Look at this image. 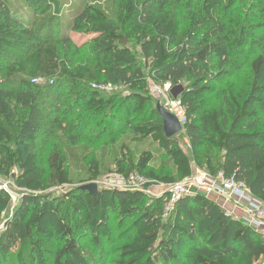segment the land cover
Segmentation results:
<instances>
[{"label": "trees", "instance_id": "1", "mask_svg": "<svg viewBox=\"0 0 264 264\" xmlns=\"http://www.w3.org/2000/svg\"><path fill=\"white\" fill-rule=\"evenodd\" d=\"M242 1L249 6L247 23L228 28L222 17ZM115 2L113 18L86 3L65 20L64 0H0V177L25 191L0 232V264L15 249L16 264H25L27 245L29 264H46L52 249L53 264H100L91 251L103 253L112 214L127 229L114 264H259L264 236L203 194L182 198L165 218L167 193L90 194L80 188L62 198L46 193L72 184L66 152L49 150L47 156L57 131L76 147L86 124L118 104L127 116L145 112L147 120L131 125V133L138 143L151 140L159 158L165 156L159 166L151 151H143L136 163L127 158L125 169L118 165L121 176L138 174L169 186L190 177L195 166L212 176H235L264 202V0H199L198 18L189 28L169 9L170 0ZM248 30L263 35L252 38ZM69 35L90 39L79 46ZM59 44L67 49L62 57ZM249 46L262 52L246 63ZM81 54L84 59L75 65ZM238 59L245 61L237 65ZM245 67L249 77L240 84L232 70ZM36 78L47 85L33 84ZM148 79L185 86L180 99L192 157L166 138L157 105L150 108ZM227 79L232 82L222 85ZM96 80L129 94L105 97L88 86ZM84 117L89 120L76 132ZM87 163L91 181L97 180L100 162L92 156ZM10 205L11 196L0 191V213Z\"/></svg>", "mask_w": 264, "mask_h": 264}, {"label": "rangeland", "instance_id": "2", "mask_svg": "<svg viewBox=\"0 0 264 264\" xmlns=\"http://www.w3.org/2000/svg\"><path fill=\"white\" fill-rule=\"evenodd\" d=\"M67 2V6H65L64 15L63 17L65 20L73 18V12L76 9H82L86 3H94L95 5L99 6L109 17L113 18L116 14V2L115 0H64ZM199 5V0H170L169 9L173 11V13L177 15H181V19L183 22V28H189L190 25L195 24L196 18L195 17L197 12V8ZM180 7L182 13L177 9ZM249 9L246 1H242L237 3L233 10L227 14V16H223L222 19L227 24L228 28H239L245 26L247 23L246 13ZM67 11V12H66ZM76 12V11H75ZM226 17V18H225ZM195 21V22H194ZM249 24V23H248ZM255 24V23H254ZM253 24V25H254ZM252 27V26H248ZM249 31V30H248ZM249 35H263L262 32L259 30L249 31ZM75 41V43L79 46L84 45L90 37L81 36V35H69ZM132 50H135L136 53L139 52V47H135L134 45H129ZM259 49V50H258ZM59 55L62 57L66 52V47H63L59 44ZM248 61L249 62L253 57L254 54H259L262 51L260 50L259 46H249L248 47ZM70 53H73V50H70ZM84 59V55L81 54L76 56L73 61L75 65H78ZM139 59V58H138ZM237 59V58H236ZM139 63L141 64L144 73L146 76H149V70L145 68L143 60L139 59ZM245 60L238 59L237 65H242V62ZM248 65V64H247ZM235 73V78H238L240 84H245L248 80V70L245 67L241 72L238 70H232ZM236 71V72H235ZM41 85H47L48 80L46 79H39ZM101 81H89L87 84L88 86L92 87V84ZM232 82V79H227L222 85L227 86L229 83ZM149 83V90L151 86H157L158 88L162 85L156 84L150 79H148ZM183 85L172 87L171 90L168 92L169 97H180L181 92L184 90ZM112 94L120 95V97L127 96L129 91L125 87H118V89L111 91V92H104L103 95L105 97H110ZM152 103L150 104V108H156V105L161 101V96L151 95ZM65 98V96H64ZM66 99L72 100V98L67 97ZM67 100V104H70V101ZM118 104L115 107L109 108L103 115L97 116L94 118L93 124H86L89 118L84 117V119L80 120L77 123V130L79 132L82 128H84L85 124L88 128L82 133V138L78 141V146L72 147L70 146L68 140L64 137L62 132L57 131V136L47 145V156L50 152L49 150H54L63 154L67 155L66 159V169L69 171L70 179L72 184L62 186V187H53L50 189L47 194H49L52 198H62L67 193L79 189L82 186L96 183L98 185L99 190H103L104 188L108 187L109 180L112 178L114 180V176H121L118 172V165H122L125 169L128 166L127 158L129 161H136L138 160L140 154L143 151H151L155 157L156 162L153 164L154 166H159L160 163L165 159V156L159 158L160 153L157 151V146L151 141H147L145 143H138L133 133H131L130 126L144 123L147 120L145 112L139 114L134 113L131 116H127L123 111L118 109ZM120 110V111H119ZM57 115V114H56ZM55 117V115H54ZM88 119V120H87ZM65 127L69 129L70 124H66ZM58 137V138H57ZM174 141L178 144L183 151L190 157L191 148L189 144L188 137L186 135L185 129L182 133L175 136ZM95 157L101 164L102 169L100 170V176L95 181H91V177L93 175L92 171L90 170V166L87 163L88 159L91 157ZM135 162V163H136ZM202 174H207L206 170L199 169ZM137 172V171H134ZM198 169L193 166V173L192 175H197ZM18 173V172H17ZM0 180L8 182L9 185V192L11 198V205L7 211L0 213V232L5 224V221L11 217L14 209L18 206L23 194L25 191L20 190L15 187L14 181L12 179L7 180L0 177ZM168 190L167 186L158 185V184H150L148 187L145 188L144 192L149 197H156V195H160L163 192L166 193ZM209 198V197H208ZM215 203L219 205L217 198H211ZM226 210V209H225ZM226 212V211H225ZM227 213V212H226ZM239 215V214H238ZM111 222L110 227L112 230V235L109 240L103 241V253L100 250H92L93 256L95 259L100 260V264H114L117 255H118V248L124 243V241H120V235L124 234L127 229L126 225H122V222L118 220V217L115 214L111 215ZM236 217V218H235ZM233 218L237 219L238 217L235 216ZM238 220V219H237ZM240 221V220H239ZM86 245V244H85ZM29 247L26 246L23 261L25 264H29ZM14 253L9 256L8 262L6 264H16L15 254ZM56 250L52 249L51 253L46 258V264H53L54 253ZM90 252V251H89Z\"/></svg>", "mask_w": 264, "mask_h": 264}, {"label": "built area", "instance_id": "3", "mask_svg": "<svg viewBox=\"0 0 264 264\" xmlns=\"http://www.w3.org/2000/svg\"><path fill=\"white\" fill-rule=\"evenodd\" d=\"M38 78L33 79V84H40ZM150 86V85H149ZM172 86L165 83L159 88L151 86L150 94L161 96L159 103L171 115L175 116L183 128L187 123L185 108L182 105L180 97H169L168 92ZM92 89L100 92H111L116 89L112 84L94 83ZM198 170L197 175H191L181 182L169 185L166 191L168 195L167 204L165 206V218H167L171 207L186 196L203 194L206 197L217 198L219 206L228 211L230 216H237L238 220L253 230L264 236V202L253 197L247 190L246 186L238 181L235 176L225 177L223 173L212 176L208 172L202 174ZM155 184L144 177L134 174L129 177L114 176L108 183V187L104 189L112 190H131L143 191L150 184ZM9 183L0 180V191H5L10 195ZM12 198V196H11ZM13 199V198H12ZM15 200V199H13ZM239 214V215H238ZM259 264H264L262 260Z\"/></svg>", "mask_w": 264, "mask_h": 264}, {"label": "water", "instance_id": "4", "mask_svg": "<svg viewBox=\"0 0 264 264\" xmlns=\"http://www.w3.org/2000/svg\"><path fill=\"white\" fill-rule=\"evenodd\" d=\"M157 111L162 119L163 122V129L165 132V136L168 139H172L178 134L184 131V128L180 124L179 120L168 113L160 103L157 104ZM80 190L87 191L90 194H97L100 190L96 183H91L85 186L80 187Z\"/></svg>", "mask_w": 264, "mask_h": 264}, {"label": "crops", "instance_id": "5", "mask_svg": "<svg viewBox=\"0 0 264 264\" xmlns=\"http://www.w3.org/2000/svg\"><path fill=\"white\" fill-rule=\"evenodd\" d=\"M197 169V168H196ZM199 170V169H198ZM165 192H163L162 194H164ZM161 193H160V195H156V197H158V196H161L162 195ZM223 209V208H222ZM224 211H226L227 213H228V211L227 210H225V209H223ZM232 217H234V216H232ZM236 218V217H235Z\"/></svg>", "mask_w": 264, "mask_h": 264}]
</instances>
